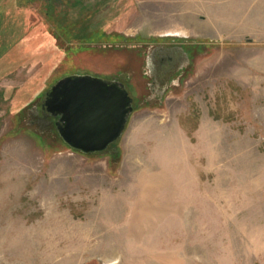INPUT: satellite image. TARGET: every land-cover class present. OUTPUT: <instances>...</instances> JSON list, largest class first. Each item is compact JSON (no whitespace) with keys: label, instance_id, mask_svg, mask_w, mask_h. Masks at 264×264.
<instances>
[{"label":"rangeland","instance_id":"1","mask_svg":"<svg viewBox=\"0 0 264 264\" xmlns=\"http://www.w3.org/2000/svg\"><path fill=\"white\" fill-rule=\"evenodd\" d=\"M61 16L68 36L39 46L53 54L0 81V264H264V0H86ZM158 48L183 61L153 92ZM73 75L131 90L103 154L71 150L41 110Z\"/></svg>","mask_w":264,"mask_h":264},{"label":"water","instance_id":"2","mask_svg":"<svg viewBox=\"0 0 264 264\" xmlns=\"http://www.w3.org/2000/svg\"><path fill=\"white\" fill-rule=\"evenodd\" d=\"M41 109L56 119L62 141L84 155L103 154L122 137L133 100L126 87L92 76H67L46 93Z\"/></svg>","mask_w":264,"mask_h":264},{"label":"crops","instance_id":"3","mask_svg":"<svg viewBox=\"0 0 264 264\" xmlns=\"http://www.w3.org/2000/svg\"><path fill=\"white\" fill-rule=\"evenodd\" d=\"M82 1L86 0H0V81L20 70L22 60L30 63L40 53L53 54L49 44L39 48L53 41L48 18L62 17L65 4Z\"/></svg>","mask_w":264,"mask_h":264},{"label":"flooded vegetation","instance_id":"4","mask_svg":"<svg viewBox=\"0 0 264 264\" xmlns=\"http://www.w3.org/2000/svg\"><path fill=\"white\" fill-rule=\"evenodd\" d=\"M175 51L176 50H174V52L167 55L164 53V49L158 48V50L156 52L154 50L152 51V53H154V54L151 55V57H150L151 59L146 60L148 72H150V74L153 76L152 77L153 84L151 83V87H152L153 92L156 91L155 86H154V84L156 82L154 83V80L158 81L159 84H164L165 82H167L169 77H171L173 75L175 70H177V69L180 70V68H182V67H179V65H181V63H182L181 61H183V59L180 56V52L179 51L175 52ZM174 61H175V63H174ZM179 62H180V64H179ZM108 81H115V82H119V83L123 84L126 87L128 93H129V96L132 98L133 104H134V98L132 97L129 85L126 82L122 81L120 78H115L114 80L109 79ZM159 93H160V91L158 92V95H159ZM44 116H45V120H47V121L50 119H53L54 120V126H55L56 119L52 118L50 115H48L46 113H44ZM55 128H56V126H55ZM56 131H57V129H56Z\"/></svg>","mask_w":264,"mask_h":264},{"label":"trees","instance_id":"5","mask_svg":"<svg viewBox=\"0 0 264 264\" xmlns=\"http://www.w3.org/2000/svg\"><path fill=\"white\" fill-rule=\"evenodd\" d=\"M48 20L50 24H52L57 28L58 31V32H54V30L49 26V31L52 34V36H68L66 32L69 29L64 27V20L61 17L54 16L53 18H48Z\"/></svg>","mask_w":264,"mask_h":264}]
</instances>
